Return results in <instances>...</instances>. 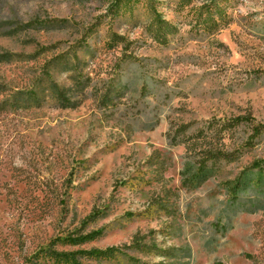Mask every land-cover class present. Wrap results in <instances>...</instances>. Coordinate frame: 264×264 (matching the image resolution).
Here are the masks:
<instances>
[{"label": "rangeland", "instance_id": "obj_1", "mask_svg": "<svg viewBox=\"0 0 264 264\" xmlns=\"http://www.w3.org/2000/svg\"><path fill=\"white\" fill-rule=\"evenodd\" d=\"M47 72L77 107H59ZM0 89V264L161 261L130 247L138 234L177 249L165 264H264V136L194 189L180 183L184 146L166 138L214 117L264 124V0H0Z\"/></svg>", "mask_w": 264, "mask_h": 264}, {"label": "trees", "instance_id": "obj_2", "mask_svg": "<svg viewBox=\"0 0 264 264\" xmlns=\"http://www.w3.org/2000/svg\"><path fill=\"white\" fill-rule=\"evenodd\" d=\"M158 22L159 29H163ZM26 26H32L28 23ZM52 62L56 64H65V55L56 56ZM51 61L48 63L50 65ZM47 83V89L58 102L60 108H75L78 103L72 101L68 96L73 92V88L60 87L47 72L44 77ZM79 84V83H78ZM84 88V87H83ZM6 89H0L3 94ZM25 96L26 106L30 108L34 106L39 108L42 106L43 99L35 91H19ZM250 125L252 133L248 141L242 145L241 148H230L228 141L233 139L236 130L243 126ZM192 130V131H191ZM264 136V124L253 125V120L249 117H235V118H212L205 120L202 123L198 121L173 124L166 133V138L171 146H184V164L180 171L181 186L184 188H197L212 178L219 170L223 163L230 164L240 160L243 155L254 146L256 139ZM263 161H256L250 168L261 169ZM246 186V182L241 179L235 180L234 193ZM159 204V203H158ZM162 209H166V205H159ZM96 214L88 217L89 220H94ZM154 233V232H150ZM155 234V233H154ZM103 235L102 230H95L88 233H79L75 236L66 237L63 242L66 245L79 246L91 243L99 239ZM146 235H136L130 247L146 258H160L161 261L151 262L143 261L138 258H131L130 264H165L169 259L176 258L175 248H163L159 246L154 239L147 241ZM121 247H108L105 250L91 249V250H77L72 252H58L50 250L51 258L58 259L65 263L74 262L78 258H103L108 255L115 254L121 251Z\"/></svg>", "mask_w": 264, "mask_h": 264}]
</instances>
